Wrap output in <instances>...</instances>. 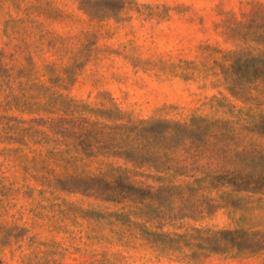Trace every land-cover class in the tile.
<instances>
[{"label":"rangeland","instance_id":"374dc122","mask_svg":"<svg viewBox=\"0 0 264 264\" xmlns=\"http://www.w3.org/2000/svg\"><path fill=\"white\" fill-rule=\"evenodd\" d=\"M0 264H264V0H0Z\"/></svg>","mask_w":264,"mask_h":264}]
</instances>
